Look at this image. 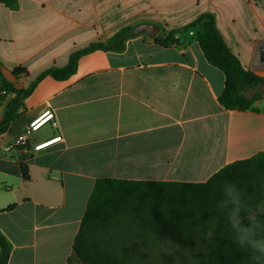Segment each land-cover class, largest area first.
Masks as SVG:
<instances>
[{
	"label": "crops",
	"instance_id": "crops-1",
	"mask_svg": "<svg viewBox=\"0 0 264 264\" xmlns=\"http://www.w3.org/2000/svg\"><path fill=\"white\" fill-rule=\"evenodd\" d=\"M204 13L214 15L242 66L264 77V0H17L0 1V85L27 89L45 70L68 65L74 51L123 28L155 25L158 37ZM155 38L132 33L121 50L83 55L67 80L42 78L0 134L7 264H82L73 244L99 179L202 183L264 152V93L252 88L260 94L254 109H226L224 73L193 33L177 32L180 44L166 47ZM1 96L0 123L8 111ZM46 111L54 119L29 132ZM25 133L27 146L4 151Z\"/></svg>",
	"mask_w": 264,
	"mask_h": 264
},
{
	"label": "trees",
	"instance_id": "trees-1",
	"mask_svg": "<svg viewBox=\"0 0 264 264\" xmlns=\"http://www.w3.org/2000/svg\"><path fill=\"white\" fill-rule=\"evenodd\" d=\"M0 1L8 7L17 4V0ZM179 31L192 32L208 62L224 73L220 103L230 110L254 109L260 94L247 98L245 92L264 85V77L242 66L225 43L214 15L204 13L180 30L162 33L155 42L165 47L179 45ZM131 32L126 27L106 43L74 51L68 65L45 70L27 89L3 81L0 91L7 94L1 100L8 111L0 123V134L8 130L22 101L42 78L67 80L76 73L83 55L97 49L121 50ZM26 159L20 164L24 179H28ZM226 182L234 183L241 195V230L250 224L249 214L264 219V152L230 164L202 183L99 179L75 238L74 254L82 264H255L250 249L235 242L237 233L228 223L229 212L218 207L228 199ZM233 207L227 206L229 210ZM0 249V264H7L11 246L1 232Z\"/></svg>",
	"mask_w": 264,
	"mask_h": 264
},
{
	"label": "clouds",
	"instance_id": "clouds-1",
	"mask_svg": "<svg viewBox=\"0 0 264 264\" xmlns=\"http://www.w3.org/2000/svg\"><path fill=\"white\" fill-rule=\"evenodd\" d=\"M225 185H227L226 196L228 199L222 205L218 203V207H224L229 212L228 223L232 225L237 233L234 237L237 245L242 248L246 246L250 249L251 259L255 264H260V261L264 260V235H261L264 233V219H259L255 213L249 214L247 218L250 224L241 230L238 227L240 225L239 212L242 207L240 192L234 183L226 182ZM229 204L234 206L230 210L227 208Z\"/></svg>",
	"mask_w": 264,
	"mask_h": 264
},
{
	"label": "built area",
	"instance_id": "built-area-1",
	"mask_svg": "<svg viewBox=\"0 0 264 264\" xmlns=\"http://www.w3.org/2000/svg\"><path fill=\"white\" fill-rule=\"evenodd\" d=\"M192 33V32H191ZM0 94L2 96L6 95L7 92L5 90L0 91ZM54 119V114L50 111H46L44 112L42 115H40L39 117H37L35 120H33L29 126H28V131L29 132H36L38 131L45 123H47L48 121H51ZM61 139V137H57L54 138L52 140L46 141V142H41L38 143L34 146V150L35 151H39L41 149L46 148L47 146L51 145L52 143L59 141ZM31 139L28 136L27 133L20 135L17 140L10 145H7L4 148V151L6 152H10L13 149H17V148H22L27 146L30 143Z\"/></svg>",
	"mask_w": 264,
	"mask_h": 264
},
{
	"label": "water",
	"instance_id": "water-1",
	"mask_svg": "<svg viewBox=\"0 0 264 264\" xmlns=\"http://www.w3.org/2000/svg\"><path fill=\"white\" fill-rule=\"evenodd\" d=\"M146 32V34L151 37V38H155L158 33L160 32V27L155 26V25H149V24H144V25H140L137 28H135L132 33L134 35H138L141 33ZM3 110V114L6 113V109L4 107H2Z\"/></svg>",
	"mask_w": 264,
	"mask_h": 264
},
{
	"label": "rangeland",
	"instance_id": "rangeland-1",
	"mask_svg": "<svg viewBox=\"0 0 264 264\" xmlns=\"http://www.w3.org/2000/svg\"><path fill=\"white\" fill-rule=\"evenodd\" d=\"M259 91H260V93H264V85H262V86H260L259 88H257ZM256 93V89H249L248 90V95H250V96H252V95H254ZM259 94V93H258ZM255 96V95H254Z\"/></svg>",
	"mask_w": 264,
	"mask_h": 264
}]
</instances>
